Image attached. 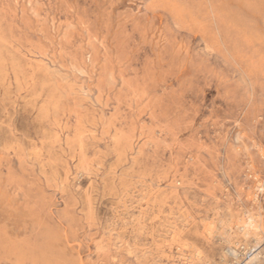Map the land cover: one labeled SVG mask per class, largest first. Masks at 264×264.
<instances>
[{"label":"rangeland","instance_id":"1","mask_svg":"<svg viewBox=\"0 0 264 264\" xmlns=\"http://www.w3.org/2000/svg\"><path fill=\"white\" fill-rule=\"evenodd\" d=\"M0 264H264V0H0Z\"/></svg>","mask_w":264,"mask_h":264}]
</instances>
